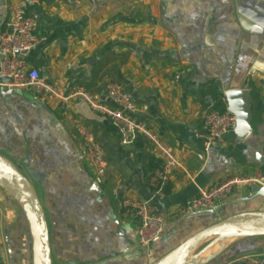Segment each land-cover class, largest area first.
I'll return each instance as SVG.
<instances>
[{
  "label": "crops",
  "instance_id": "crops-1",
  "mask_svg": "<svg viewBox=\"0 0 264 264\" xmlns=\"http://www.w3.org/2000/svg\"><path fill=\"white\" fill-rule=\"evenodd\" d=\"M20 1L26 0H0V35L9 31L10 8ZM26 7L40 39L29 64L46 81H63L67 93L82 89L107 99V84L122 83L136 103L132 116L172 146L183 165L155 185L151 177L164 166L159 151L142 135L123 144L119 128L85 101L61 105L30 90L0 93V154L17 164L29 158L39 175L54 264H150L217 220L264 211V197L248 199L249 185L237 187L214 214L183 211L201 189L264 171L258 159L264 0H40ZM238 89L248 93L250 127L205 153L207 127L199 114L226 110V93ZM77 125L106 151L100 184ZM124 199L146 202L164 216L161 241L140 243ZM223 247L208 264H250L249 254L264 251V237L228 240ZM0 264H33L24 206L1 187Z\"/></svg>",
  "mask_w": 264,
  "mask_h": 264
},
{
  "label": "built area",
  "instance_id": "built-area-1",
  "mask_svg": "<svg viewBox=\"0 0 264 264\" xmlns=\"http://www.w3.org/2000/svg\"><path fill=\"white\" fill-rule=\"evenodd\" d=\"M39 3L40 0H26ZM26 1H20L11 6L10 29L0 35V87L12 90H30L38 100H52L61 105L71 101L83 100L96 113L109 118L120 130L123 144L132 143L137 135H142L151 142L164 159L162 169H156L151 177L152 183L158 185L167 181L171 174L182 168V162L175 149L163 141L159 135L146 123L139 121L132 112L136 111V103L120 82L107 84V99L101 95L92 94L82 89L67 93L63 81H46L40 71L28 62V54L39 43L36 35L37 23L28 14ZM8 78V81L4 79ZM207 134L204 141V152H209L214 146L223 142L224 137L233 132L237 126L236 116L228 109H212L202 111ZM77 129L84 141L87 158L94 168L95 179L100 184L106 174V151L95 136L83 125ZM264 158V149L262 152ZM258 184L264 187V171L253 177L231 176L216 185L201 189L185 207V213H201L215 210L237 187ZM126 214L138 222L140 243L149 247L161 241L165 218L155 213L146 202L124 199ZM250 264H264V251L248 256Z\"/></svg>",
  "mask_w": 264,
  "mask_h": 264
},
{
  "label": "water",
  "instance_id": "water-1",
  "mask_svg": "<svg viewBox=\"0 0 264 264\" xmlns=\"http://www.w3.org/2000/svg\"><path fill=\"white\" fill-rule=\"evenodd\" d=\"M0 93L5 95L15 93V90L1 86ZM226 101L227 109L237 118L235 132L240 133L245 128L248 130L250 112L247 91L242 89L228 91ZM262 150L258 153V159L264 163ZM38 182L39 175L30 167L29 158L22 164H17L0 154V187L24 206L33 235V264H54L50 228L45 207L37 190ZM259 196L264 197V187L258 184L252 185L248 199H255ZM214 213L216 210L204 211L200 214ZM248 237H264V211L242 212L217 220L150 264H208L223 250L226 241ZM217 245L222 246L216 252L202 257L204 251Z\"/></svg>",
  "mask_w": 264,
  "mask_h": 264
},
{
  "label": "bare ground",
  "instance_id": "bare-ground-1",
  "mask_svg": "<svg viewBox=\"0 0 264 264\" xmlns=\"http://www.w3.org/2000/svg\"><path fill=\"white\" fill-rule=\"evenodd\" d=\"M217 247L219 248V246H217ZM213 249H214V248H213ZM208 250H209V249H208ZM214 250H215V249H214ZM209 251H210V250H209ZM215 251H216V250H215ZM205 255H207V254H206V253H205V254L203 253V255H202V256L204 257Z\"/></svg>",
  "mask_w": 264,
  "mask_h": 264
}]
</instances>
